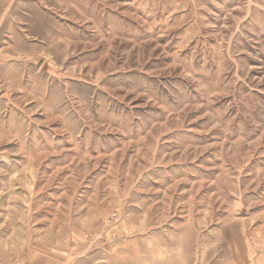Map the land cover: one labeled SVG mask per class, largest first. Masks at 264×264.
<instances>
[{"label": "rangeland", "instance_id": "rangeland-1", "mask_svg": "<svg viewBox=\"0 0 264 264\" xmlns=\"http://www.w3.org/2000/svg\"><path fill=\"white\" fill-rule=\"evenodd\" d=\"M237 3L0 0V264H178L185 240L253 237L264 13Z\"/></svg>", "mask_w": 264, "mask_h": 264}, {"label": "crops", "instance_id": "crops-1", "mask_svg": "<svg viewBox=\"0 0 264 264\" xmlns=\"http://www.w3.org/2000/svg\"><path fill=\"white\" fill-rule=\"evenodd\" d=\"M233 6L245 10L240 16H237L238 18H257L254 8L257 9L258 13L262 11L264 13V0H239V3ZM261 18L264 19V15ZM2 111L4 110L0 109V120H2ZM17 126L22 128V124ZM259 211H263L261 214H264V209ZM157 241L162 244L163 248L166 247L167 244L163 239ZM148 243L153 244L155 241L149 240ZM219 245L226 248L222 254H218L221 250L216 249ZM202 246L203 241L200 239L185 240L183 244L179 245L180 249L177 252L178 264H264V218L262 223L253 229V237L251 238L213 239L210 242V247L215 246L216 248L209 251H203ZM138 250L139 248L136 247L131 254L137 255Z\"/></svg>", "mask_w": 264, "mask_h": 264}]
</instances>
